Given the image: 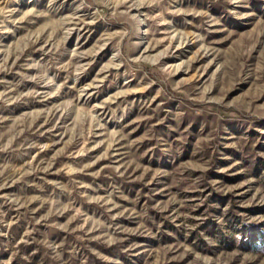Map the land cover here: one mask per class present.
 Masks as SVG:
<instances>
[{
	"label": "rangeland",
	"instance_id": "rangeland-1",
	"mask_svg": "<svg viewBox=\"0 0 264 264\" xmlns=\"http://www.w3.org/2000/svg\"><path fill=\"white\" fill-rule=\"evenodd\" d=\"M0 264H264V0H0Z\"/></svg>",
	"mask_w": 264,
	"mask_h": 264
}]
</instances>
